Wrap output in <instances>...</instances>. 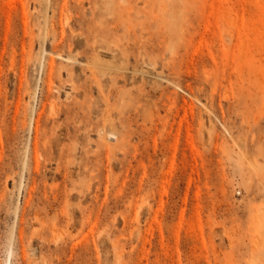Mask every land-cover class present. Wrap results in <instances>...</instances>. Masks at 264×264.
<instances>
[{
  "label": "rangeland",
  "instance_id": "1",
  "mask_svg": "<svg viewBox=\"0 0 264 264\" xmlns=\"http://www.w3.org/2000/svg\"><path fill=\"white\" fill-rule=\"evenodd\" d=\"M0 264H264V0H0Z\"/></svg>",
  "mask_w": 264,
  "mask_h": 264
},
{
  "label": "bare ground",
  "instance_id": "2",
  "mask_svg": "<svg viewBox=\"0 0 264 264\" xmlns=\"http://www.w3.org/2000/svg\"><path fill=\"white\" fill-rule=\"evenodd\" d=\"M106 70H107V68H105ZM108 69H110V68H108ZM105 72V71H104Z\"/></svg>",
  "mask_w": 264,
  "mask_h": 264
}]
</instances>
